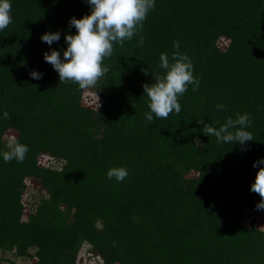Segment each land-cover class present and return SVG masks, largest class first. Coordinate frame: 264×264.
Returning <instances> with one entry per match:
<instances>
[{
	"label": "trees",
	"instance_id": "1",
	"mask_svg": "<svg viewBox=\"0 0 264 264\" xmlns=\"http://www.w3.org/2000/svg\"><path fill=\"white\" fill-rule=\"evenodd\" d=\"M10 3L13 21L0 31V250L35 248L36 264H76L89 242L108 264H264V230L242 223L243 210L260 201L250 188L264 166L253 167L264 158V0H155L142 29L104 59L97 111L44 60L53 49L63 58L65 34L76 32L70 18L89 14V4ZM56 31L58 42L41 40ZM222 36L231 39L225 50ZM174 41L199 88L179 97V114L149 122L143 84L164 73L160 55L171 62ZM237 113L250 115L254 140L243 146L218 143L198 123L218 128ZM10 127L29 147L22 163L3 160ZM44 152L65 166H40ZM112 167L128 176L109 180ZM33 176L46 196L25 219L23 189Z\"/></svg>",
	"mask_w": 264,
	"mask_h": 264
},
{
	"label": "clouds",
	"instance_id": "2",
	"mask_svg": "<svg viewBox=\"0 0 264 264\" xmlns=\"http://www.w3.org/2000/svg\"><path fill=\"white\" fill-rule=\"evenodd\" d=\"M91 11L80 18L71 17L70 26L75 27L74 34H65L67 48L63 51V58L58 50L44 53V60L51 64L59 75V83L72 82L80 89L95 87L97 82L108 72L103 65L104 59L113 54V44H123L125 40H132L143 27L149 12L155 7V0H85ZM10 0H0V31L6 29L13 21ZM60 32H45L41 40L49 45L58 42ZM139 44H143L140 37ZM171 62L166 53H161L159 67L163 74L152 76L154 82L143 84V92L147 97L149 112L145 113L146 120L153 121L167 119L170 114H179L181 105L179 97L183 96L189 85L195 92L199 88L200 80L193 75V64L186 54L179 52V41L173 42ZM148 75V69H142ZM30 75L34 79L42 78V73L33 70ZM220 110L224 105L217 104ZM9 119L7 111L3 114ZM203 133L214 136L218 143L245 145L253 141L252 133L245 130L250 126V115L236 114L233 119L229 116L220 127H213L198 119ZM29 151V147L18 142L15 137L7 141V150L2 156L5 163L12 160L22 163ZM264 165V158L254 161L253 167ZM128 176L124 167H112L107 171L109 180L115 178L122 182ZM250 190L260 197L256 205L257 210H264V166L258 167L254 182Z\"/></svg>",
	"mask_w": 264,
	"mask_h": 264
},
{
	"label": "rangeland",
	"instance_id": "3",
	"mask_svg": "<svg viewBox=\"0 0 264 264\" xmlns=\"http://www.w3.org/2000/svg\"><path fill=\"white\" fill-rule=\"evenodd\" d=\"M231 39L225 36L220 37L218 45L224 50L229 47ZM100 91L98 85L89 89H83L82 91V102L85 106L99 110L101 108L102 99L101 95L97 90ZM17 130L13 127L5 130L3 134L4 141L7 145V141L13 137L16 138ZM40 154V153H39ZM39 156V155H38ZM66 159L51 155L50 153H42L38 159V164L43 167L62 169L66 164ZM197 176V171H192L189 175ZM24 211L23 218L29 219L30 212L35 211V206L42 197L46 196V191L41 185L39 179L29 177L26 179L25 187L23 189ZM73 217V215H72ZM242 223L249 227H255L260 230H264V211H257L255 207L247 206L243 210ZM35 248L29 250L30 255H22L14 251H3L0 250V257L2 264H36L37 257L35 256ZM76 264H108L97 250L89 243L84 242L80 248L79 255L77 257ZM119 264V263H114Z\"/></svg>",
	"mask_w": 264,
	"mask_h": 264
}]
</instances>
